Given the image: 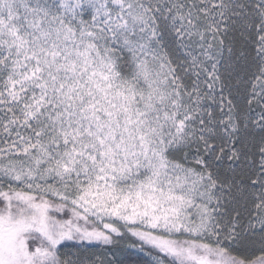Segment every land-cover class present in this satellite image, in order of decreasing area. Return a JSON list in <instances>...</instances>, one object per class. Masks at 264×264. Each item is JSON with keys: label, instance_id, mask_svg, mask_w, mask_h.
<instances>
[{"label": "snow or ice", "instance_id": "1", "mask_svg": "<svg viewBox=\"0 0 264 264\" xmlns=\"http://www.w3.org/2000/svg\"><path fill=\"white\" fill-rule=\"evenodd\" d=\"M264 264V0H0V264Z\"/></svg>", "mask_w": 264, "mask_h": 264}, {"label": "trees", "instance_id": "2", "mask_svg": "<svg viewBox=\"0 0 264 264\" xmlns=\"http://www.w3.org/2000/svg\"><path fill=\"white\" fill-rule=\"evenodd\" d=\"M125 261V264H144V261L147 257H144L142 254L138 253L136 250L129 249L121 257Z\"/></svg>", "mask_w": 264, "mask_h": 264}]
</instances>
